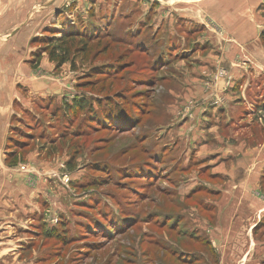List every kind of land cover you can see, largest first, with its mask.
Masks as SVG:
<instances>
[{
  "label": "rangeland",
  "instance_id": "1",
  "mask_svg": "<svg viewBox=\"0 0 264 264\" xmlns=\"http://www.w3.org/2000/svg\"><path fill=\"white\" fill-rule=\"evenodd\" d=\"M179 1L193 8L181 9ZM64 5L59 19L52 16L31 40L36 52L29 60L35 70L43 65L38 74L50 77L44 80L56 92L48 94L47 88L33 112L21 113L7 147L11 174L27 180L25 189L22 182L13 186L28 202L12 206L24 217L26 208L32 209L12 231L22 239L20 255L33 264H264V62L247 56L250 73L231 85V69L220 64L214 84L207 81L203 88L215 87L214 98H192L183 106L192 114L208 113L209 103L225 105L229 115L222 119L230 117L227 127H236L225 132L227 139L259 148L248 156L253 172L236 170L231 180L188 154L193 145L179 135L177 121L172 134L165 133L173 122L167 109L175 104L169 92H181L204 28L224 45L233 42L222 24L207 18L205 26L204 15L192 18L197 23L180 17L181 10H202L203 1L66 0ZM256 11L264 19V4ZM261 27L264 48V22ZM55 31L74 34V40L62 46L46 41ZM225 86L238 92L230 106ZM76 100L86 107L72 113ZM208 121L202 117L201 129L215 125ZM213 143L208 135L202 144ZM229 194L234 200L249 198L239 206L251 210L252 220L240 224L237 247L229 249L231 240L225 239L221 258L208 243L215 240L214 205L236 208L228 203ZM223 224L226 232L230 223L223 219Z\"/></svg>",
  "mask_w": 264,
  "mask_h": 264
},
{
  "label": "crops",
  "instance_id": "2",
  "mask_svg": "<svg viewBox=\"0 0 264 264\" xmlns=\"http://www.w3.org/2000/svg\"><path fill=\"white\" fill-rule=\"evenodd\" d=\"M65 1L66 0H0V264L34 263L26 258V256L20 255L22 253L19 251L21 250L20 244H22V239L12 233V231H15L16 228L19 227V223L23 222L22 220L28 219L27 216H29L32 209L26 208L27 214L24 217L22 215L23 211L19 213V209H14L12 206L13 203L21 206L22 204L26 205L28 202V199H24V194H19V191H17L18 187L13 186V183L22 182V188H24V182L27 183V180L16 176L17 174L15 173L11 174V169L6 165V153H8L7 147L9 146V141L15 140L14 136L16 135L14 134L15 132L13 133L12 129L19 128L18 125H16V121L17 118L23 117L21 113L28 110L33 112L32 104L37 98H44V90L47 91V88H49L48 94H51L50 91L56 92V86L49 85L50 83L44 80L50 79V77L48 78L38 74V71L43 65L41 64V66L35 70L29 63V60H33L31 56L36 52V49L31 47V40L41 35L45 27L53 22L50 19L52 16L59 19V13L64 11L65 7H67L64 5ZM202 1V10H198L201 9V7H199L198 9L196 8L197 10L194 12H185L181 10L184 7H193L189 4L182 3L185 1H179L180 4L178 5L181 6V9H179L181 10V14L179 13L180 17L195 23V19L192 18H199L204 15L205 19L210 18L214 22L222 24L225 31L229 33L228 35L233 38V42L224 45L221 38L217 40L213 33H209V30L204 28L206 34L204 35L205 38L200 42V52H196L194 55L196 62L193 63V68L191 66L189 69L191 72L188 70V74L186 72L184 73L185 79L182 80L181 83V92H169L175 97L171 98V100L175 99V104L170 110L167 109L173 122L172 126L167 128L165 133H168L169 130V134H172L173 125L177 121L178 129L180 130L179 135H181L183 139L189 140L193 145L188 149V154L198 159L199 162L209 163L207 166L213 167L214 174L231 176L232 180L237 174L236 170L241 171V175L245 172V169H247V172L249 170V172H253L247 163L251 158H248V156L256 154L259 148H250L247 146L246 142H242L239 145L233 140L227 139L225 132H227V130L229 132L236 131V127L235 124L231 126L232 128L227 127V121L230 120V117L227 118L229 120L222 119L223 116L229 115V111L225 108V105L224 107H221L222 105L214 107L209 103L207 107V110H209L208 113L204 110L201 111L197 109L192 114L191 112H184L183 106L187 100L192 98L196 100L214 98L216 93L212 91V89H215V87L205 89L208 91H204L203 88L207 87L206 84L210 82L214 84L213 76L216 68L220 64H223L225 68L227 66L231 69V85L232 83L241 82V80L244 79L243 76L246 73H250V65L247 63L249 57L253 60L256 59L264 62V48L259 40V33L264 19L256 11L259 5L264 4V0ZM205 21L206 26L208 25V19ZM162 25H164V21H162ZM244 61L246 64H244ZM47 67L50 68L49 65H47ZM260 76L261 75H258V77ZM225 88L227 91L231 92V90H229L230 87L228 88L225 86ZM237 93V90H235L225 97L229 106L231 103L238 100L233 98ZM180 115L186 118L178 120V116ZM241 116L243 117V113ZM202 117H204V119H209L207 125L213 122L215 125L206 130L201 129L199 121ZM181 120H185L186 122ZM224 122H226V129L221 125ZM189 125H192L191 129ZM20 129H22V127H20ZM17 134H19L20 137H24L20 132ZM208 135L213 136L215 143L212 145L202 144L204 141H207ZM254 163H257V160H255ZM253 165L254 164H252L251 167ZM257 167L258 165L254 168L256 169ZM229 169L231 173L228 171ZM244 188L245 187L242 186L243 190ZM243 195L249 196L252 194L249 192ZM244 196H242V198L238 196L234 200L233 195L229 194L228 203L236 206V208L232 210L225 211L222 208V204L220 205L217 203L216 206L214 205L213 215L215 216V222L213 229L215 232V240L212 243V248L221 258L222 255H224L223 250L228 248V246H225V239L231 240L227 242L230 243L229 249L231 247H237L235 235L237 237L241 235L240 232L242 229L240 224L244 225L247 223V220H252L251 210L248 211L243 209L242 206H239L240 199L249 200V198H244ZM246 211L249 215H245ZM223 219H226V221L230 223L228 224L227 233L223 227ZM235 221L239 225H237Z\"/></svg>",
  "mask_w": 264,
  "mask_h": 264
},
{
  "label": "trees",
  "instance_id": "3",
  "mask_svg": "<svg viewBox=\"0 0 264 264\" xmlns=\"http://www.w3.org/2000/svg\"><path fill=\"white\" fill-rule=\"evenodd\" d=\"M47 32H49V31H47ZM53 34H54V37H48L46 41H49V42H57L61 46L71 43V41L74 40V36H75L74 34L64 35V34H62L61 31L60 32L55 31V32H53ZM261 40L264 43V32H262V34H261ZM66 62H67L66 57H64V59H61L60 60V64H62V65L65 64ZM84 107H86V105L84 106V101H78V100H76V102L73 105V109H72L73 112L72 113H74V111L77 112V110L83 109ZM89 111L92 112L93 109L92 108H89ZM176 224H178V222ZM208 246L210 247L212 254H217L216 251L212 248V243L211 242L208 243ZM179 260L181 261V259H179Z\"/></svg>",
  "mask_w": 264,
  "mask_h": 264
},
{
  "label": "built area",
  "instance_id": "4",
  "mask_svg": "<svg viewBox=\"0 0 264 264\" xmlns=\"http://www.w3.org/2000/svg\"><path fill=\"white\" fill-rule=\"evenodd\" d=\"M226 72H223V75L225 74ZM220 75H222V74H220Z\"/></svg>",
  "mask_w": 264,
  "mask_h": 264
}]
</instances>
